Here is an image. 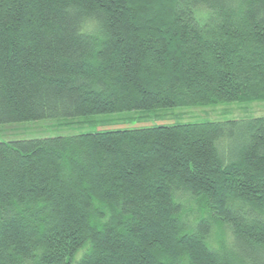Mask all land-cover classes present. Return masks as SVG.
Here are the masks:
<instances>
[{
	"label": "trees",
	"instance_id": "obj_1",
	"mask_svg": "<svg viewBox=\"0 0 264 264\" xmlns=\"http://www.w3.org/2000/svg\"><path fill=\"white\" fill-rule=\"evenodd\" d=\"M263 99L264 0H0V125ZM0 264H264V115L0 141Z\"/></svg>",
	"mask_w": 264,
	"mask_h": 264
},
{
	"label": "rangeland",
	"instance_id": "obj_2",
	"mask_svg": "<svg viewBox=\"0 0 264 264\" xmlns=\"http://www.w3.org/2000/svg\"><path fill=\"white\" fill-rule=\"evenodd\" d=\"M264 115L263 100L179 106L95 115L74 121L37 120L0 125V141L146 128L185 122L225 121ZM215 239V237H214Z\"/></svg>",
	"mask_w": 264,
	"mask_h": 264
}]
</instances>
